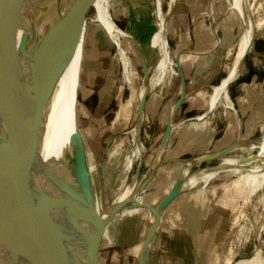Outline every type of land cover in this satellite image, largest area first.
I'll return each mask as SVG.
<instances>
[{"label":"rangeland","instance_id":"rangeland-1","mask_svg":"<svg viewBox=\"0 0 264 264\" xmlns=\"http://www.w3.org/2000/svg\"><path fill=\"white\" fill-rule=\"evenodd\" d=\"M162 2L164 12L159 6L157 10L167 19L169 50L174 60L176 59L171 47L172 23L175 16L180 12H186L193 3H195L196 22L206 25V31L201 30L200 33H196L200 37L204 34L212 35V37L214 34L222 36V22L218 17L225 15L223 12L229 8V0H176L174 6L167 4L168 0ZM155 3V0H111L110 3L111 14L116 24L130 36H134L137 41L135 43L130 37L127 46L136 61V68L140 74L144 73L141 53L148 66V73L154 71L155 61L160 54L163 30ZM169 5L173 8L166 15L164 13ZM95 11L94 5L87 0L85 28L75 56L70 62L73 85L70 96L73 116L77 122L75 123L86 135L90 149L101 165L105 186L103 198L104 202L109 205L119 193L113 188L119 172L127 161L128 154L133 150L130 130L135 122V119H132L113 124L112 118L119 101L130 95L131 87L138 86L140 78L133 77L131 85L123 79L122 65L110 27L102 20L94 18ZM227 13L236 27L233 34L231 33L233 43L225 49L222 78L230 71H235L236 77L242 71L243 65L248 66L251 71L263 73L264 29L257 30L249 49L237 60L235 59V46L241 42L238 37L242 32L243 24L237 9L230 8ZM174 68L177 71L176 64ZM178 86V72L168 71L163 83L147 96L145 119L140 126L146 151L142 158H138L142 159L141 164L135 163L132 166L127 178L128 184H131L135 177L144 173L149 167L155 166V156L160 151L167 116L174 108L173 103L179 95ZM212 91V88H208L200 92L209 95ZM208 95L189 97L188 99L194 104H186L189 111L184 113L199 115L210 106V114L214 112L215 116L208 122L211 125L216 122L219 128L233 110V105L231 108H225L222 103H219L216 107H211ZM53 99L50 106L54 109L55 99ZM188 122L185 125H191L190 120ZM208 122L205 120V124L199 128L200 131L203 129L205 134L196 137L192 134H182L181 127L186 126L176 124L177 130L171 133L165 147H200L201 152L205 154L214 152L212 150L223 146L226 141L219 135L214 140V137L204 130L208 127ZM189 127V131H194V134L198 131L195 126ZM262 127L256 134L247 136L244 140L259 141L264 132V126ZM117 144L119 146L115 147ZM237 153L239 150L235 149L225 154L231 156ZM195 154L196 160L200 154L197 152ZM184 160L191 163L189 173L197 175L204 167L217 165L221 161V156L202 162H195L194 159ZM187 161H174L165 165L161 170L157 169L159 171H155L152 175V177L155 175L153 183L148 186L140 199L152 205L157 204L160 198L177 182L181 164ZM186 189V196L182 195L162 215L163 219L161 217L150 248L149 264H165L166 257L173 254L175 239L179 233L184 232V228H188L187 223L192 224L191 207L195 208V240L198 241L197 245H201V264H234L240 259L251 257L257 249L261 250L262 257L256 264L264 262V182L252 186L250 184L236 185L231 178L219 175L215 176L207 187ZM184 200L188 204L183 203ZM148 216L149 210L140 207V209L124 211L114 217L111 223L114 239L111 243L106 242L101 247L99 264H137L149 221ZM105 236L111 238L108 230Z\"/></svg>","mask_w":264,"mask_h":264},{"label":"water","instance_id":"water-1","mask_svg":"<svg viewBox=\"0 0 264 264\" xmlns=\"http://www.w3.org/2000/svg\"><path fill=\"white\" fill-rule=\"evenodd\" d=\"M41 1L34 9L30 0H0V83H9L14 88L21 105L29 133L25 182L40 222L39 231L31 235L0 225V264H95L103 229L116 214L132 207H145L151 213L137 260V264H146L158 226L157 209L160 207L162 217L167 204L183 190L182 177L179 176L167 195L155 205L138 201L137 197L163 165L161 151L173 130L172 114L185 97L184 81L167 121L160 151L155 156V171L143 178L130 197L115 198L104 213H99L92 199L87 149L79 126L59 156L43 154L49 106L81 40L87 0H52L49 5L46 0ZM44 12L51 15L52 42L48 64L41 69L33 56V47L40 36L34 26L35 19ZM141 60L146 74L147 64L142 56ZM175 64L179 67L177 60ZM146 99L147 96L144 104ZM235 143L194 160L202 162L222 156L233 149ZM141 162L142 159L139 165ZM13 201L10 199L6 212Z\"/></svg>","mask_w":264,"mask_h":264},{"label":"bare ground","instance_id":"bare-ground-1","mask_svg":"<svg viewBox=\"0 0 264 264\" xmlns=\"http://www.w3.org/2000/svg\"><path fill=\"white\" fill-rule=\"evenodd\" d=\"M162 1L163 0H155L156 10L158 6L162 10ZM175 1L176 0H168L167 4L174 6ZM40 2L42 1L30 0V4L34 9L38 7ZM51 2L52 0H46V4L48 5L51 4ZM90 2L96 9L94 18L102 20L110 27L113 41L116 44L117 55L119 56L122 65L123 79L131 85L133 77L140 78V84L136 87H131L130 95L126 99L119 101L112 118L113 124L122 120L130 121L135 119L133 127L130 130L133 141V150L128 154L127 161L119 172L115 182L116 184L113 188L114 191L119 192L116 198L123 199L130 197L133 194L134 189L137 187L141 179L155 171L154 167H149L144 173L135 177L131 184L127 183V178L132 166L135 163L139 165L140 159L138 158H142L146 151L140 132V126L145 119L144 98L157 86L163 83L168 71H171V73H177L174 68L176 60L171 57V52L169 50L167 19H165V17H163L157 10V16H159L161 20L160 22H162V24H160L162 25L163 30L160 54L155 61L154 71L151 73L140 74L136 68V61L127 46V41L130 37L133 39H135V37L132 35L130 36L129 33L125 32L116 24L110 10L111 0H90ZM170 5L167 7L164 14L167 15V13L172 10L173 7H170ZM228 6L229 8H235L238 10L243 24L242 32L238 37V40H241V42L235 46V59L239 60L249 49L257 30L264 29V0H229ZM35 20L34 31L40 36L33 47V56L35 63L41 69H44L49 61L52 42L50 32L51 15L44 12ZM140 56H142V53ZM235 74V71H230L220 83L213 87V91L209 95L200 93L199 96L205 97L208 95L211 107H216L219 103H222L225 108L230 107L232 101L227 86L234 78ZM71 88L73 89L72 72L71 65L69 64L63 73L54 94L55 108L53 109L49 106L48 115L45 121V135L43 141V154L45 156H59L61 151L69 145L70 136L76 129L77 122L73 116V105L71 106ZM176 130L177 128L173 126L172 132ZM83 137L89 161L92 199L95 208L102 214L108 206L103 198L105 186L102 179V169L100 163L92 153L90 143L84 133ZM118 146L119 144L115 147ZM28 149L29 133L24 122L23 112L17 94L9 83L1 82L0 225H4V227L7 226L10 231L28 233L31 235L34 232L39 231L40 222L36 215L34 201L27 190L25 182ZM235 149L239 150V153L231 156L223 154L221 156V161L217 165L206 166L201 169L200 173L197 175L189 173L191 163L187 161L184 164H181V172L179 176L182 177V181L180 187L183 189L199 186L204 188L210 184L215 176L219 175L231 178L236 185L250 184L252 186L255 184H262L264 182V132L259 141H237L234 144L233 149L230 151ZM136 159H138V161ZM16 191H18V194H14ZM249 194H251V192H249ZM18 198H23V200L17 201ZM140 198L141 196L137 197L138 201H143ZM10 199H14V201L11 203L12 206L8 208L11 209L6 212ZM121 213L123 212H119L114 217ZM150 214L149 211V218ZM157 215V225H159L161 221L160 207L157 209ZM1 248L2 245L0 246V249ZM254 252L255 253L251 257L240 259L234 264H256V262L259 261V258L262 257V254L260 249H257ZM262 264H264V262H262Z\"/></svg>","mask_w":264,"mask_h":264},{"label":"crops","instance_id":"crops-1","mask_svg":"<svg viewBox=\"0 0 264 264\" xmlns=\"http://www.w3.org/2000/svg\"><path fill=\"white\" fill-rule=\"evenodd\" d=\"M229 9L230 8L223 12L225 15H220V17H218V19L221 18L222 22V36L214 34L212 37V35L207 36L204 34L200 37V35H198L201 30L206 31V25L196 22L195 3L189 6L186 12H180L179 15L174 17L171 27V47L175 59L179 63V67H177L179 76V95L173 104H175L180 97L182 80L185 84V97L181 101L179 108L173 114L172 111L169 112L166 122L172 114L174 127L179 123L181 126H186L181 127L183 130L182 134H192L195 135V137L205 134L203 133V129H201V131L199 130L200 126L205 124V120L208 122L215 116L214 112L210 114V106L205 112L199 115H188L184 112L189 111V108H187L188 106H185L186 104H194L193 101L188 99L189 97H199L200 91H204L208 88L213 89V87L223 79V58L225 49L230 47L233 43L231 33L233 34L234 28L236 27L233 21H230V18L227 16L229 14L227 13ZM228 86L227 88L232 101L233 110H231L229 115L225 118L221 127L218 128L216 122L213 125L208 122V127L204 129L207 130L209 135L211 134L214 137V140L218 135L225 138L226 143L212 150L214 152L222 150L239 140H244L247 136L256 134L260 127L264 125V72L251 71L248 66L244 67L243 65L240 74L236 75V77L234 76L228 83ZM189 120L191 125H185ZM189 126H192L191 128L195 126V129L198 128V131H195L194 134V131H189ZM201 151L200 147H164L161 151V162L163 165L159 170L168 163L174 161L195 159L196 152L200 154V156L206 155ZM154 176L148 181L138 197H143L142 194L147 190L148 186L153 183ZM170 190L160 199L167 195ZM186 194V188L177 193L167 204L162 215L165 214L174 202L182 195L186 196ZM141 202L148 203L146 200ZM183 203L188 204L186 200H184ZM133 209H140V207L128 208L121 212ZM190 210V212H193V215H190L192 217V224L187 223L188 228H184V232L179 233L178 237L175 239L173 254L170 257H166L165 264H201L202 262L200 253L201 245H197L198 241L195 240V208L191 207ZM112 220L105 226L100 235L95 264H99L100 262L99 252L103 244H106V242L111 243L114 239V234L111 231ZM184 225L186 226V223H184ZM107 230L111 238L105 236ZM150 260L151 257L149 252L146 264H149Z\"/></svg>","mask_w":264,"mask_h":264}]
</instances>
